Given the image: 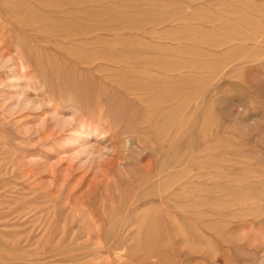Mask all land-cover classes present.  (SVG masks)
I'll return each instance as SVG.
<instances>
[{
    "label": "rangeland",
    "instance_id": "1",
    "mask_svg": "<svg viewBox=\"0 0 264 264\" xmlns=\"http://www.w3.org/2000/svg\"><path fill=\"white\" fill-rule=\"evenodd\" d=\"M60 1L0 0V264H264V0Z\"/></svg>",
    "mask_w": 264,
    "mask_h": 264
},
{
    "label": "bare ground",
    "instance_id": "2",
    "mask_svg": "<svg viewBox=\"0 0 264 264\" xmlns=\"http://www.w3.org/2000/svg\"><path fill=\"white\" fill-rule=\"evenodd\" d=\"M47 1H48V0H47ZM49 1H50V0H49ZM61 1H62V0H61ZM61 1H60V2H61ZM103 1H104V0H103ZM98 2H99V1H98ZM99 7H100V6H99ZM105 10H106V9H105ZM16 12H17V11H16ZM88 13H89V12H88ZM22 14H23V13H22ZM26 14H27V13H26ZM81 14H83V13H81ZM12 16H13V15H12ZM46 17H47V16H46ZM111 18H112V17H111ZM111 18H110V19H111ZM127 18H128V17H127ZM111 20H112V19H111ZM112 24H113V23H112ZM20 25H21V24H20ZM33 25H34V24H33ZM78 25H79V24H78ZM97 25H98V24H97ZM24 26H25V25H24ZM104 27H105V26H104ZM110 28H111V27H110ZM97 29H98V28H97ZM24 31H25V30H24ZM55 31H56V30H55ZM26 32H27V31H26ZM32 32H33V31H32ZM144 35H145V34H144ZM96 37H97V36H96ZM159 37H160V36H159ZM46 38H47V37H46ZM26 39H27V38H26ZM101 39H102V38H101ZM115 39H116V38H115ZM135 39H136V38H135ZM138 39H139V38H138ZM45 40H46V39H45ZM139 40H140V39H139ZM39 41H41V40H39ZM42 41H43V40H42ZM104 41H105V40H104ZM113 41H114V40H113ZM141 41H142V40H141ZM141 41H140V42H141ZM115 42H116V41H115ZM93 44H94V43H93ZM105 44H106V43H105ZM138 46H139V45H138ZM108 48H109V47H108ZM116 48H117V47H116ZM133 48H134V47H133ZM113 49H114V48H113ZM145 49H146V48H145ZM142 50H144V49H142ZM97 51H98V50H97ZM135 51H136V50H135ZM176 51H177V50H176ZM117 52H119V51H117ZM97 53H98V52H97ZM129 53H130V52H129ZM146 53H147V51H146ZM101 54H102V53H101ZM103 54H104V53H103ZM108 54H110V52H109ZM113 54H115V52H114ZM115 55H116V54H115ZM120 55H121V54H120ZM131 55H132V54H130V56H131ZM112 56H113V55H112ZM116 56H117V55H116ZM126 56H127V55H126ZM133 56H134V55H133ZM137 56H138V55H137ZM16 57H17V56H16ZM103 57H105V56H103ZM113 57H114V56H113ZM139 57H140V56H139ZM100 58H101V56H100ZM110 58H111V57H110ZM114 58H116V57H114ZM137 58H138V57H137ZM145 58H146V57H145ZM105 59H106V57L104 58V60H105ZM121 59H122V58H121ZM161 59H162V58H161ZM161 59H160V60H161ZM102 60H103V59H102ZM104 60H103V61H104ZM106 60H107V59H106ZM123 60H124V59H123ZM140 60H141V59H140ZM148 60H149V59H148ZM151 60H152V59H151ZM84 61H85V60H84ZM111 61H113V60H111ZM111 61H110V62H111ZM128 61H129V60H128ZM132 61H133V60H132ZM136 61H137V60H136ZM145 61H146V60H145ZM169 61H170V60H169ZM173 61H174V60H173ZM85 62H86V61H85ZM104 62H105V61H104ZM108 62H109V61H108ZM152 62H153V61H152ZM106 63H107V62H106ZM114 63H115V62H114ZM129 63H130V62H129ZM176 63H177V62H176ZM136 64L138 65L139 63L136 62ZM148 64H149V63H148ZM151 64H152V63H151ZM242 64H243V63H242ZM108 65H110V64H108ZM111 65H112V64H111ZM115 65H116V64H115ZM145 65H146V64H145ZM20 66H21V65H20ZM102 66H103V64H102ZM113 66H114V65H113ZM113 66H111V67H113ZM118 66H119V65H118ZM129 66H130V64H129ZM132 66H133V65H132ZM135 66H136V65H135ZM135 66H134V67H135ZM160 66H161V65H160ZM173 66H174V64H173ZM108 67H109V66H108ZM120 67H121V66H120ZM142 67H143V66H142ZM142 67H137V70H138V68L140 69V68H142ZM153 67H154V66H153ZM196 67H197V66H196ZM129 68H131V67H129ZM150 68H151V67H150ZM190 68H191V67H190ZM142 69H146V68H142ZM147 69H148V68H147ZM163 69H164V68H163ZM25 70H26V69H25ZM87 70H88V69H87ZM127 70H128V69H127ZM133 70H135V68H133ZM140 70H141V69H140ZM148 70H149V69H148ZM188 70H189V69H188ZM198 70H199V69H198ZM173 71H174V70H173ZM64 72H65V71H64ZM131 72H132V70H131ZM131 72H129V73L132 74ZM147 72H148V71H147ZM150 72H151V71H150ZM122 73H123V72H122ZM129 73H128V75H129ZM133 73H134V72H133ZM139 74H140V73H139ZM141 74H143V73H141ZM141 74H140V75H141ZM146 74H147V73H146ZM132 75H133V74H132ZM132 75H131V77H132ZM123 76H124V75H123ZM135 76H136V75H135ZM138 76H139V75H138ZM164 76H165V75H164ZM167 76H168V75H167ZM167 76H166V77H167ZM129 77H130V75H129ZM136 77H137V76H136ZM139 77H141V76H139ZM109 78H110V77H109ZM125 78H127V77H125ZM134 78H135V77H134ZM148 78H149V77H148ZM176 78H177V77H176ZM135 79H136V78H135ZM177 79H179V78H177ZM98 80H99V79H98ZM108 80H109V79H108ZM119 80H120V79H119ZM124 80H127V79H124ZM128 80H129V79H128ZM131 80H132V79H131ZM144 80H145V79H144ZM146 80H147V79H146ZM159 80H160V79H159ZM166 80H167V79H166ZM179 80H180V79H179ZM69 82H70V81H69ZM124 82H125V81H124ZM129 82H130V81H129ZM119 83H120V82H119ZM121 83H122V81H121ZM131 83H132V82H131ZM138 83H139V82H138ZM167 83H168V82H167ZM68 84H69V83H68ZM122 84H123V83H122ZM139 84H140V83H139ZM147 84H149V83H147ZM162 84H163V82H162ZM66 85H67V84H66ZM128 86H131V85H128ZM177 88H178V87H177ZM122 89H123V88H122ZM124 89H126V88L124 87ZM135 89H136V88H135ZM145 89H146V88H145ZM101 91H102V90H101ZM128 91H129V90L127 89V92H128ZM134 91H135V90H134ZM146 91H147V90H146ZM125 92H126V91H125ZM90 93H91V92H90ZM90 93H89V95H90ZM107 93H108V92H107ZM103 94H104V93H103ZM176 94H177V93H176ZM109 95H110V94H109ZM120 95H122V94H120ZM147 95H148V94H147ZM147 95H146V96H147ZM95 96H96V95H95ZM97 96H98V95H97ZM124 96H125V95H124ZM135 96H136V95H135ZM106 97H107V96H106ZM125 97H126V99L124 98L125 100H128V99H129V98L127 99V96H125ZM129 97H130V96H129ZM142 97H143V96H142ZM110 98H111V97H110ZM99 99H100V98H99ZM106 99H107V98H106ZM112 99H113V98H112ZM138 99H139V97H138ZM138 101H139V100H138ZM106 102H107V101H106ZM114 102H115V101H114ZM122 102H124V101H122ZM108 103H110V102H107V104H108ZM135 103H136V102H135ZM135 103H134V104H135ZM110 104H111V103H110ZM116 104H117V102H115V105H116ZM121 104H123V103H121ZM129 104H130V103H129ZM118 105H119V104H118ZM101 106H102V105H101ZM125 106H126V105H125ZM121 107H122V106H121ZM126 107H127V106H126ZM126 107H125V108H126ZM123 108H124V107H123ZM125 108H124V109H125ZM131 108H132V107H131ZM116 110H117V109H116ZM125 110H126V109H125ZM131 110H132V109H131ZM131 110H130V111H131ZM126 111H127V110H126ZM130 111H129V112H130ZM129 112H128V113H129ZM131 112H132V111H131ZM130 114H131V113H130ZM130 114H129V115H130ZM132 116H133V114H132ZM173 127H174V126H173ZM84 135H85V134H84ZM132 136H133V135H132ZM139 136H140V134H139ZM84 137H85V136H84ZM142 143H143V141H142ZM142 143H140V144H142ZM188 157H189V156H188ZM156 182H157V181H156ZM174 184H175V183H174ZM178 187H179V186H178ZM174 190H175V189H174ZM174 195H175V194H174ZM158 208H159V207H158ZM170 211H171V210H170ZM120 221H121V220H120ZM97 226H98V225H97ZM123 232H124V231H123ZM130 236H131V235H130ZM126 237H127V236H126ZM53 256H54V255H53ZM48 259H49V258H48Z\"/></svg>",
    "mask_w": 264,
    "mask_h": 264
}]
</instances>
